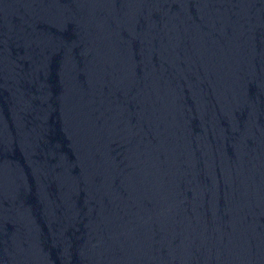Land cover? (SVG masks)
I'll list each match as a JSON object with an SVG mask.
<instances>
[{"label":"water","instance_id":"water-1","mask_svg":"<svg viewBox=\"0 0 264 264\" xmlns=\"http://www.w3.org/2000/svg\"><path fill=\"white\" fill-rule=\"evenodd\" d=\"M0 264H264V0H0Z\"/></svg>","mask_w":264,"mask_h":264}]
</instances>
